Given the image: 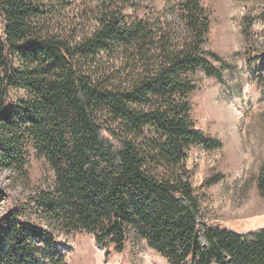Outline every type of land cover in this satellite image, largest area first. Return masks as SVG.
<instances>
[{
  "label": "trees",
  "instance_id": "1",
  "mask_svg": "<svg viewBox=\"0 0 264 264\" xmlns=\"http://www.w3.org/2000/svg\"><path fill=\"white\" fill-rule=\"evenodd\" d=\"M125 6L0 0V168L25 180L27 148L43 157L55 197L38 193V212L98 245L121 252L142 237L168 264H264V227L205 222L189 184L187 147L217 145L190 117L196 71L221 78L205 49L209 12L171 0L128 19ZM23 210L13 201L0 218V264H64Z\"/></svg>",
  "mask_w": 264,
  "mask_h": 264
},
{
  "label": "rangeland",
  "instance_id": "2",
  "mask_svg": "<svg viewBox=\"0 0 264 264\" xmlns=\"http://www.w3.org/2000/svg\"><path fill=\"white\" fill-rule=\"evenodd\" d=\"M121 1L132 19L152 18L171 0ZM201 2L210 15L205 49L221 78L196 71L190 117L193 127L217 145L191 142L185 163L205 222L244 233L264 227V0ZM27 151L25 180L0 168V218L13 201L19 203L27 222L56 237L55 258L64 264H168L142 237L118 252L109 241L96 244L90 230L49 225L35 201L40 192L55 197V173L43 157Z\"/></svg>",
  "mask_w": 264,
  "mask_h": 264
}]
</instances>
